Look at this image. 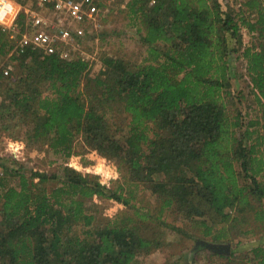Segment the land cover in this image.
I'll use <instances>...</instances> for the list:
<instances>
[{
	"label": "trees",
	"instance_id": "trees-1",
	"mask_svg": "<svg viewBox=\"0 0 264 264\" xmlns=\"http://www.w3.org/2000/svg\"><path fill=\"white\" fill-rule=\"evenodd\" d=\"M243 6L235 14L219 0H130L127 14L147 52L138 65L103 56L91 67L38 51L10 58L17 70L8 77L0 70L1 129L17 128L26 146L47 145L65 160L81 144L125 164L127 184L108 187L67 167L61 177L14 172L16 186L1 179L0 264H136L162 245L159 227L186 235L166 223L167 213L213 244L233 239L228 211L254 210L264 223V0ZM242 29L253 38L246 47ZM11 48L0 32V54ZM241 58L259 110L251 127L261 125L262 134L226 111ZM140 186L155 197L154 210L134 204L132 188ZM93 197L133 215L98 227L86 204ZM145 228L156 231L145 236ZM250 253L264 264L259 244Z\"/></svg>",
	"mask_w": 264,
	"mask_h": 264
},
{
	"label": "rangeland",
	"instance_id": "rangeland-1",
	"mask_svg": "<svg viewBox=\"0 0 264 264\" xmlns=\"http://www.w3.org/2000/svg\"><path fill=\"white\" fill-rule=\"evenodd\" d=\"M129 1L104 0L102 3L103 14L98 16L97 26L86 24L84 26V36L69 51L67 50L66 57L80 58L87 61L91 67L98 64L103 56L122 59L132 65L142 63L147 56V52L139 41L137 20L127 14V3ZM140 35H143L142 29ZM90 36L92 37L89 38ZM252 40V36L243 30V46H249ZM1 55L0 70L8 69L10 74H15L17 70L16 63L8 58V53L5 56ZM235 67L238 74L237 79L230 85L229 92L231 94L226 100L228 102L227 114L230 118H233L241 113L244 122L250 123L249 132L262 134L263 128L261 125L251 127V124H255L259 118V110L253 103L249 93L248 77L245 73V63L242 58L235 61ZM120 119L117 121L118 126L121 127L122 132H128L129 128H127L126 122L124 123ZM253 134V138L256 137V134ZM11 144H18L19 147L21 145L22 148L13 153L12 148L15 147ZM261 151H264V147ZM262 153L264 157V152ZM0 166L7 168L5 174L4 169L0 167V180L4 179L6 186L17 185L18 180L12 174L14 172L19 173L22 171L24 174L41 172L61 177L64 167L71 168L84 176L89 175L108 187H114L115 181L125 182L124 185L127 184L125 164L107 160L92 150L84 148L81 144L80 147H76V154L65 160L62 154L53 152L47 145L26 146L19 129L9 128L7 131H3L1 125ZM236 170L240 172L238 166H236ZM256 180L261 182V177L257 176ZM241 184L245 186L243 180H241ZM146 189L143 186L132 188L133 202L136 206L142 207L143 212L154 210L156 206L155 197ZM86 204L89 211L95 216V223L98 227L105 225L108 220L114 221V219L117 220L123 217L122 214L124 216L133 215L127 208L114 201L100 200L93 197ZM261 204L264 208V200L261 201ZM255 206H257V203L253 202L252 207L255 208ZM253 211L247 210L242 214H238L234 210L228 211V215L233 220L229 221L233 228L231 233L233 239L223 244H213L204 240L194 226L190 227L189 224L175 221V214L167 213L165 214L166 223H171L173 226H182L187 232L186 235L181 237L170 228L159 227L162 245L149 253H142L136 264H225L228 258H233L236 264H256V260L252 259L250 249L257 244L264 248V243L260 241L264 237V223L254 221ZM144 231L143 235L150 236L153 231H156V228H145ZM203 244L228 247L229 254L216 253L200 247Z\"/></svg>",
	"mask_w": 264,
	"mask_h": 264
},
{
	"label": "built area",
	"instance_id": "built-area-1",
	"mask_svg": "<svg viewBox=\"0 0 264 264\" xmlns=\"http://www.w3.org/2000/svg\"><path fill=\"white\" fill-rule=\"evenodd\" d=\"M219 1L235 14L244 10L245 0ZM103 2L104 0H0V19L6 21V24L0 25V32L12 44L8 58L27 51H38L44 56L56 54L66 57L67 50L84 36V26H97V18L103 14ZM21 13L24 14L23 24L18 26L16 22ZM253 17L252 15L251 18ZM1 72L3 77L10 75L8 69H2ZM11 145L15 147L12 148L13 153L22 148L18 144Z\"/></svg>",
	"mask_w": 264,
	"mask_h": 264
},
{
	"label": "water",
	"instance_id": "water-1",
	"mask_svg": "<svg viewBox=\"0 0 264 264\" xmlns=\"http://www.w3.org/2000/svg\"><path fill=\"white\" fill-rule=\"evenodd\" d=\"M204 248H207L208 250L216 253H224V254H229L228 252V247L224 246H213V245H208V244H203L202 245Z\"/></svg>",
	"mask_w": 264,
	"mask_h": 264
},
{
	"label": "clouds",
	"instance_id": "clouds-1",
	"mask_svg": "<svg viewBox=\"0 0 264 264\" xmlns=\"http://www.w3.org/2000/svg\"><path fill=\"white\" fill-rule=\"evenodd\" d=\"M4 24H6V21L4 19H0V25H4Z\"/></svg>",
	"mask_w": 264,
	"mask_h": 264
}]
</instances>
